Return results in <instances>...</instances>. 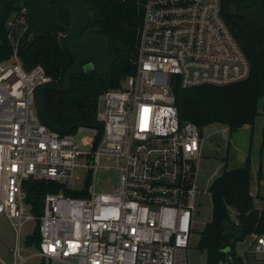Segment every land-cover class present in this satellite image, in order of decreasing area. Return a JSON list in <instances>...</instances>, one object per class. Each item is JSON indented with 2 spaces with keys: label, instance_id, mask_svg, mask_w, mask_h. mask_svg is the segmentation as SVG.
I'll list each match as a JSON object with an SVG mask.
<instances>
[{
  "label": "built area",
  "instance_id": "obj_1",
  "mask_svg": "<svg viewBox=\"0 0 264 264\" xmlns=\"http://www.w3.org/2000/svg\"><path fill=\"white\" fill-rule=\"evenodd\" d=\"M222 1L146 0L134 74L98 96L101 129L80 124L67 134L38 115L35 91L51 78L40 65L22 67L16 51L30 25L27 9L21 4L10 15L13 54L0 62V215L18 230L38 223L36 256L67 264H189L203 138L197 125L180 122L171 89L249 77ZM77 168L86 172L78 188ZM106 172L113 177L99 183L96 175ZM28 180L71 194H45L35 216L23 189ZM250 238V252L264 264V234Z\"/></svg>",
  "mask_w": 264,
  "mask_h": 264
},
{
  "label": "trees",
  "instance_id": "obj_2",
  "mask_svg": "<svg viewBox=\"0 0 264 264\" xmlns=\"http://www.w3.org/2000/svg\"><path fill=\"white\" fill-rule=\"evenodd\" d=\"M49 4L54 0H47ZM146 0H85L93 16L87 29L96 35L109 38V52L116 57L106 74L98 75L96 69L81 71L72 76L71 90H47L43 94V112L47 119L62 129L71 125L87 124L101 129L96 119L98 96L108 89L118 88L121 81L134 74L137 59L139 28ZM20 3L8 5L0 16V62L8 61L13 47L7 39L6 22ZM222 15L227 26L250 63L247 79L224 87L200 86L181 89L172 87L174 103L180 122H192L200 129L209 124H220L234 132L252 126L260 114L259 100L264 97V0H223ZM61 19L69 26L67 9ZM66 30L53 25L49 32L40 34L30 25L18 41L16 56L25 70L40 65L50 76L55 87L62 88L67 69L74 58L62 49L60 37ZM264 116V107L263 112ZM258 177L261 178L260 170ZM250 160L236 168L224 164L223 171L208 187L211 202V220L199 235L198 249L205 252V264H242L235 245L247 235L264 234V208H257L250 196ZM27 203L35 216L43 207L47 193L63 191L60 184L43 181H24ZM235 212L231 220L229 211ZM241 224L243 235L235 238L226 233L227 225ZM40 240L38 223L32 234L26 236V246ZM230 249V256L224 252ZM41 264H46L44 258Z\"/></svg>",
  "mask_w": 264,
  "mask_h": 264
},
{
  "label": "rangeland",
  "instance_id": "obj_3",
  "mask_svg": "<svg viewBox=\"0 0 264 264\" xmlns=\"http://www.w3.org/2000/svg\"><path fill=\"white\" fill-rule=\"evenodd\" d=\"M21 9V3L17 6ZM94 34V33H93ZM264 97L259 100V117L254 121L252 132L238 129L229 132L227 127L220 124H209L201 129L203 138L202 158L197 168V188L199 192L195 198L193 233L187 249V260L189 264H205V252L198 249L200 232L206 223L211 220V202L208 187L215 178L220 176L224 164L228 168L242 166L245 159L250 160V184L255 194V205L264 208ZM260 121H263L260 123ZM225 130V131H224ZM238 135V136H236ZM260 170L261 178L258 177ZM79 179L75 180L74 186L80 187L86 177L82 168L74 172ZM113 174L106 172L97 174L96 180L102 183L105 179L112 178ZM259 190H258V189ZM257 191V192H256ZM257 203V204H256ZM231 220H235V212L229 211ZM36 222L26 221L21 229L14 226V220L7 215H0V252L4 253L8 264H41L40 257L35 255L36 246L25 245V238L35 230ZM19 233V234H18ZM251 241L250 235L243 238L235 245L237 256L243 259L242 264H262L260 257L250 252L247 246ZM20 249H17V248ZM20 257L24 258L21 262ZM46 264H67L58 260H46ZM0 264H5L0 260Z\"/></svg>",
  "mask_w": 264,
  "mask_h": 264
},
{
  "label": "water",
  "instance_id": "obj_4",
  "mask_svg": "<svg viewBox=\"0 0 264 264\" xmlns=\"http://www.w3.org/2000/svg\"><path fill=\"white\" fill-rule=\"evenodd\" d=\"M12 3H21L26 7L29 24L38 33L49 32L53 25L66 30V33L60 37L59 44L74 58V63L66 71L63 87L58 88L52 84L39 87L35 91V103L38 115L46 126L61 134H67L80 124L62 129L49 121L43 112V94L47 90L69 92L72 76L81 71L88 72L96 69L98 75L106 74L116 59L108 50L109 38L93 34L87 29L89 19L93 14L86 6L85 0H54L51 4L47 0H0V16L3 10ZM63 9H67L69 12V26H66L61 19ZM226 233L239 238L243 235V226L229 224L226 226ZM224 252L228 257L230 256L229 248H225ZM223 264L226 263L223 262Z\"/></svg>",
  "mask_w": 264,
  "mask_h": 264
},
{
  "label": "crops",
  "instance_id": "obj_5",
  "mask_svg": "<svg viewBox=\"0 0 264 264\" xmlns=\"http://www.w3.org/2000/svg\"><path fill=\"white\" fill-rule=\"evenodd\" d=\"M259 116H257L256 117V119L258 118ZM255 119V120H256ZM263 121H260V123H262ZM252 128H253V126H249V125H245V126H243V127H241V129H243V130H245V131H250V132H252ZM240 129V128H239ZM236 136H238V135H236ZM238 138H239V136H238ZM202 149H203V147H202ZM203 157V156H202ZM246 160V159H245ZM245 162V161H244ZM238 167H240V166H238ZM236 168V167H235ZM262 174V173H261ZM264 185V184H263ZM258 189V188H257ZM259 190V189H258ZM252 191V190H251ZM253 192V191H252ZM257 192V191H256ZM257 204V203H256ZM256 207L257 208H261L260 207V205H256ZM19 234V233H18ZM17 249H20L19 247L17 248ZM0 260L3 262V263H5V264H8V262H7V260H5V255H4V253H2V252H0Z\"/></svg>",
  "mask_w": 264,
  "mask_h": 264
}]
</instances>
